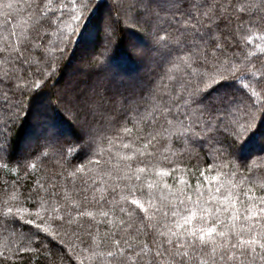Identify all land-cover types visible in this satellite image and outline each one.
Instances as JSON below:
<instances>
[{"label": "snow or ice", "instance_id": "obj_1", "mask_svg": "<svg viewBox=\"0 0 264 264\" xmlns=\"http://www.w3.org/2000/svg\"><path fill=\"white\" fill-rule=\"evenodd\" d=\"M51 3L52 0H43V5L29 3L22 11L34 7V15L42 18L40 8ZM90 3L91 0H75L72 4L71 19L77 21L81 33L84 28L80 27L79 21L89 12ZM2 6L11 9L20 7V4L18 0L16 3L9 0ZM61 6L64 5L61 3ZM48 11L51 12L50 7ZM143 14L147 17L146 22L163 20L177 25L175 32L168 31L166 36L157 33V42L185 48V54L177 59L189 79L176 86L165 85L159 96L151 95L133 128L121 125L119 131L125 136H131L133 131L138 133L133 141L125 143V137L118 133L108 139L107 150L100 148L99 152H92V156L98 158L89 159L86 164L72 170L63 169L60 178L65 179L63 172L66 171L73 183L72 190L65 191L60 197L66 203L58 202L59 193L55 190L50 192L47 200L40 196L37 199L41 207L51 201L50 219L62 220L58 210L66 208L65 215L71 217L67 223L84 229L85 235L91 237V245L83 251L89 253L95 264H264V178L242 192L241 187L247 186L243 178L236 181L235 171L230 176L219 171L212 176L200 172L203 180L197 179L194 190L183 178L179 181L182 186L172 189L167 183L161 184L169 176V170L160 168L159 161H153L161 141L167 140L170 144L173 136L181 139L189 133L205 139L209 146L221 145L217 151L228 152L237 160L245 154L251 157L252 145L257 140L264 141V88L257 91L253 87L250 94L246 93L240 101L221 98L219 93L218 99L210 97V92L243 78L245 72L253 76L259 72L249 60L251 52L237 63L226 55L225 42L236 37L247 44L256 35L252 31L256 29L260 32L256 38L264 43V0H147ZM233 18L236 22L234 28L231 27ZM40 22L38 18L37 24ZM51 23H56L54 16ZM226 29L231 31L226 34ZM245 29L252 34H243ZM75 31L72 29L73 33ZM15 35L10 34L11 37ZM72 38V35L61 34L62 42ZM29 43L31 41L25 35L22 39L17 38L15 44L6 42L0 52H7L10 58L14 56L22 64L31 65V58L24 56V49L20 47ZM256 48L264 53L261 43L256 44ZM104 55V50L97 52L98 63L102 62ZM35 63L39 66L40 61ZM173 70L179 71L180 65L174 64L169 71ZM14 78L22 81L15 86L14 93L9 95L0 90V111H4L8 118L0 126V159L11 155L12 137L7 136L4 129L18 118L27 124L25 144L34 137L45 140L34 149L35 161L55 151L62 160L70 163L69 156L74 159L85 148L91 147L87 142L55 147L51 143L52 138L62 135V132L57 110L44 88L47 77L31 81L21 76ZM3 79L13 77L5 72ZM167 79L173 81L174 77L168 75ZM244 87L247 89L249 85ZM140 99L144 100V97ZM129 111L138 113L139 104L116 115L98 113L97 108L89 107L85 118L91 115L96 119L99 115L109 122H116L123 115L126 121ZM219 136L224 140H218ZM184 142L188 143L186 139ZM149 148L153 151H148ZM105 155L107 160L102 159ZM25 166L35 168L36 164L27 163ZM212 168L209 165V169ZM93 172L94 177L90 175ZM38 184L44 192L56 188L54 178L47 187L42 182ZM255 188L261 194L257 195L253 191ZM164 189L168 190L167 195ZM241 195L246 199H241ZM105 204L109 205L107 209ZM20 211L16 208L14 213L6 201L4 212L0 213L5 219L0 221V226L9 223L15 226L19 219H23L16 216ZM84 218L90 221L86 225ZM37 221L46 222L39 215V210L34 219L30 216L24 223L49 233V229L42 228ZM103 224L108 227L101 234L100 226ZM149 235L153 236L151 245L147 242Z\"/></svg>", "mask_w": 264, "mask_h": 264}, {"label": "trees", "instance_id": "obj_2", "mask_svg": "<svg viewBox=\"0 0 264 264\" xmlns=\"http://www.w3.org/2000/svg\"><path fill=\"white\" fill-rule=\"evenodd\" d=\"M135 1L139 2L140 0ZM8 2L9 0H0V48H3L4 44L9 41L15 44L17 38L22 39L26 35L31 43L22 44L20 47L24 49V56L31 58L32 64H22L14 56L10 58L7 52H0V90L9 93V95L14 93L15 86L18 83L22 84V81L15 80V76H21L29 81L47 77L44 88L46 92L49 91L50 102L57 110L59 126L62 132V135L53 137L51 143L58 147L60 144L83 145L87 142L91 144V147L85 148L74 159L69 156L68 160H70V163L62 160L59 153L55 151H51L47 157H41L39 161H35L33 159L36 154L34 149L38 144L45 143V140L34 137L25 144L24 132L27 124L21 123L19 118L4 129L5 134L12 137V151L10 156L0 159V213L4 212L5 202L7 201L8 206L13 207L14 213L16 208L21 209L19 213H16V216L23 219H19L15 226L10 223L7 226H0V264H95L89 257V253L83 251V249L89 248L91 245V237L85 235L84 229L78 228L75 224L70 225L67 223L71 217L65 215L66 208L58 210L59 215L63 217L62 220L50 219L48 211L50 210L51 201L49 200L48 203L41 207L37 197H44L47 200L50 192L55 190L59 193L58 202L66 203L60 197L64 195L65 191L70 192L72 190L73 183L71 178L67 177L66 171L63 172L65 179L60 178L59 174L63 169L72 170L74 167L86 164L89 159L98 158L93 157L92 152H99L100 148L107 150L108 139L116 137L118 133L120 136L125 137V143L134 140L138 133L133 131L131 136H125L123 132L119 131L121 125L133 128L135 122L139 120V116L145 110V101H149L151 95L159 96L162 94L160 90L165 85L176 86L189 79L186 70L183 69L177 59L185 54V48L183 46L177 47L175 44L157 42V33L166 36L168 31L175 32L177 25L163 20H151L144 25L140 23V19L146 17L143 11L130 9L121 1L91 0L89 12L79 21L80 27L84 28L83 33L77 28V21L71 19L73 13L72 4L75 0H52L50 6L44 5L40 8L39 11L43 12L42 18L34 15L36 11L34 7L28 8L26 11H22V9L29 3L43 5V0H18L20 7L6 9L2 5ZM16 2L17 0H13V3ZM61 3L64 6H61ZM106 6L109 9L107 15L111 19L108 20L110 24L109 26L107 25L108 30L104 33L105 37L107 35V38H105L107 45L98 44V49L92 47L94 54L92 59L87 62V73L84 78L89 79L92 83L102 84L100 87L103 90L107 87L106 89L110 88L111 91L107 93V99L100 100L96 97V92H98L100 87L96 86L98 90L95 87H91L88 94L92 95L93 98L90 104L84 103L82 109L88 112L89 107H95L98 108V113L114 115V107L121 103V98H125L129 101L125 108L134 109L139 104V112H127L128 118L126 121L123 115L119 116L116 122H109L100 118V116H97V120L91 119L87 124V131L94 129L96 125H99L98 130L104 127L98 137L93 139L90 133L82 132L78 127H73L77 116L61 106L62 99L53 96L57 93V90L50 86L49 83L59 85L80 44H84L85 41L88 43V38L85 39L83 37L86 36L88 26L94 22L99 24V26L95 25L90 41L94 42V44L100 42L104 30L102 28V20H95L97 19L95 17L99 14L100 9L102 10ZM49 7L51 12L48 11ZM127 12L128 15H126ZM133 14L138 16V20H135L136 22L125 18V15L133 16ZM53 16L56 19L55 24L51 23ZM38 18L41 20L39 24H37ZM235 23L233 18L232 28L235 27ZM221 28H224L223 22L221 23ZM72 29H76L75 33L72 32ZM141 31L146 36H143ZM228 31H231V29H226V34ZM252 31L256 35L247 44L242 43L236 37H231L226 41L225 46L228 49L226 55L239 63L244 56L251 52L252 56L249 57V60L259 72L256 76L245 72L243 78L230 83L227 87H217L215 91L210 92L212 99H218L217 93H219L221 98L240 101L244 99L246 93L250 94L253 87L257 91L264 88V53H261L256 48V44L261 43L262 47H264V43L256 38L260 35L259 30L253 29ZM11 33H15V37H11ZM62 33L64 35H72L73 38L66 43L62 42ZM243 34H252V32L245 29ZM127 37L132 38L141 45L138 51L129 52L127 50L129 46V43L126 42ZM58 49H63V51H58ZM100 50H104L105 55L102 58V62L98 63L97 52ZM235 53H239V55L234 56ZM36 61H40L39 66L35 63ZM174 64L180 65V70L170 72L169 69H172ZM48 69H51V72ZM142 71L143 75H141ZM5 72H8L13 79H3ZM168 75H172L174 80L169 81L167 79ZM108 80L113 83L112 86L106 85ZM137 82L144 84L148 89L137 87ZM245 85H249V87L246 89ZM122 87H126L128 92L120 93L118 88ZM16 95L18 96V93ZM141 97H144V100H141ZM257 103H260V101L258 100ZM181 107L186 106L182 105ZM192 108L195 109V105ZM7 119V114L4 111H0V126L4 125ZM187 123L185 121V124ZM175 130V128L172 129L173 132ZM185 139L188 141L187 144L184 142ZM217 139L223 141L224 137L219 136ZM135 146L139 145L136 144ZM165 147L168 148L167 151L164 150ZM220 147L221 145L219 144L209 146L205 139L194 137L191 133L181 139H176L173 136L170 144L167 140L161 141L157 146L153 161H159V167L170 172L169 176L161 181V184L167 183L172 189H177L182 186L179 181L183 178L194 190L197 179L203 180V177H200V172H205L206 175L212 176L219 171L228 173L230 176L231 172L235 171L237 173L236 181L243 178L247 186L241 187L243 192L250 188L253 183L259 184L261 179L264 178V141L257 140L250 149L251 157L245 154L246 157H242L239 160L229 155L228 152L221 153L217 151L216 149ZM148 151H153V149L149 148ZM102 159L107 160V156H103ZM27 163H35L36 167L28 168L25 166ZM209 165H212L213 168L209 169ZM249 168H252L251 173ZM90 175L94 177L95 172L90 173ZM53 178L56 182V188L49 189L48 192L41 191L38 182L44 183L47 187ZM79 183L80 181L78 180L76 182L77 187ZM204 184L205 187L208 186L206 181ZM212 184L214 185L215 182L213 181ZM145 191H147L146 188ZM163 191L166 195L168 194L167 189ZM253 191L257 195L261 194L258 188L253 189ZM156 195L159 196L160 193L157 192ZM193 198H195L194 191ZM109 199H111V193L109 194ZM116 199H119V195L116 196ZM241 199L246 198L241 195ZM108 207L109 205L105 204V208L107 209ZM38 210L39 215L46 222H37L41 223L42 228H48L49 233L38 230L35 225L24 223L30 216L34 219ZM74 214L75 209H73ZM53 215L56 214L54 213ZM4 219L3 216H0V221ZM8 219L10 220L11 217ZM84 222L86 225L90 221L88 218H84ZM100 227L101 234H103V230L108 225L103 224ZM152 239V235L147 237V242L150 245Z\"/></svg>", "mask_w": 264, "mask_h": 264}, {"label": "rangeland", "instance_id": "obj_3", "mask_svg": "<svg viewBox=\"0 0 264 264\" xmlns=\"http://www.w3.org/2000/svg\"><path fill=\"white\" fill-rule=\"evenodd\" d=\"M117 1H121L126 7H129L130 9H134L136 11H143V7H144V2L142 3L141 0L135 1V0H117ZM114 2H116V0H114ZM115 4V3H114ZM127 9V8H126ZM125 9V11H126ZM109 11L108 6L104 7L102 10L100 9L99 14L95 17L97 19L95 20H102V28L104 30V32L102 33V39H100L99 43H92V41H90V37H91V33H93L94 27L95 25L99 26V24H96V22L92 23V25H89L86 31V36L88 37V43L85 41V43L80 44V47H78V49L76 50V54L75 57L73 58V60L70 62V66L67 68V70L65 71L63 78H61L59 85L55 84V83H49L50 86H53V88H55L57 90V93H55L53 96H55L56 98H61V106L64 109H68V111L70 110L71 113L75 116H77L76 121H74L73 123V127H78V129H80L82 132L85 131L88 132V134L90 133V135H92L93 139H96V137H98V134L104 130L101 128L100 130H98L99 125H96V127L94 129H91L89 131H87L86 129L88 128V122H90L92 118L91 115L88 116V118H85V114L87 113L86 111H84L82 109V106H84V103L90 104L91 99L93 98L92 95L88 94V91L91 89V87H95L98 86H102V84L100 83H95V82H90V80L84 78V75L87 73V69H86V65L87 62H89L92 57H93V50L92 47H95V49H98V44L102 45H107L106 39L107 35L105 37V32H107V25L109 26V22L108 20H111L108 15L107 12ZM132 11V10H131ZM101 15H103V17H101ZM126 15H128V12L126 13ZM125 18L127 20H131V21H137L138 20V16H135V14H133V16H126ZM101 17V18H99ZM147 18L145 17L144 19H140V23H143L144 25L148 22H146ZM135 21V22H136ZM142 32V31H141ZM140 32V33H141ZM153 33V31H152ZM141 34H143V36H146V34L144 32H142ZM149 36V34H148ZM126 42L129 43V46L127 47V50H129V52H136L139 50V47L141 46L140 44L136 43L132 38L127 37L126 38ZM143 49V48H142ZM143 71L141 72V75H143ZM112 86V82L111 81H107L106 85ZM137 87H145V89L147 90V86H144V84L137 82L136 83ZM51 88V87H50ZM107 88V87H106ZM102 89L101 87L96 88L98 90L97 93V98L100 100H105L107 99L108 96V92L111 91L110 88L108 89ZM120 93H124V92H128L126 87H122V88H118ZM49 92V91H48ZM62 94V95H61ZM130 95V94H128ZM133 95V94H132ZM131 96V95H130ZM122 101L120 104L116 105L113 109V113L114 115H116L117 113L123 112L125 109V106L127 105V103L129 101H127L125 98H121ZM148 99V98H147ZM149 100V99H148ZM76 101V103H75ZM86 106V104H85ZM98 110V108H97ZM99 116V115H98ZM93 120H97L93 119ZM107 129V128H106ZM68 139L69 136H67ZM71 140V139H70ZM246 157V156H244Z\"/></svg>", "mask_w": 264, "mask_h": 264}]
</instances>
